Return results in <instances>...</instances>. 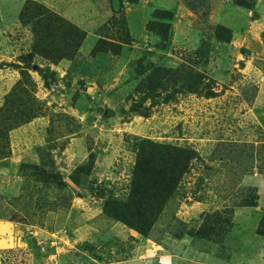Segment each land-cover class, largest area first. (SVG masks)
I'll use <instances>...</instances> for the list:
<instances>
[{
    "label": "rangeland",
    "instance_id": "rangeland-1",
    "mask_svg": "<svg viewBox=\"0 0 264 264\" xmlns=\"http://www.w3.org/2000/svg\"><path fill=\"white\" fill-rule=\"evenodd\" d=\"M206 10L0 0V264H264V170L212 159L264 142V0ZM147 141L192 158L144 233L108 204Z\"/></svg>",
    "mask_w": 264,
    "mask_h": 264
},
{
    "label": "trees",
    "instance_id": "trees-1",
    "mask_svg": "<svg viewBox=\"0 0 264 264\" xmlns=\"http://www.w3.org/2000/svg\"><path fill=\"white\" fill-rule=\"evenodd\" d=\"M236 2L246 7H252L254 0H236ZM193 85H191L193 91H197L198 88ZM229 156L232 158L231 162L242 167L241 175L248 174L246 171L250 166L251 170L255 166L264 170V142L256 144L255 142L221 141L215 148L212 159L224 161ZM191 158L190 149L187 151L169 144L150 141L141 143L131 191L126 198L110 202L108 205L111 210L114 208L115 215L126 224L140 232L147 233L153 225L154 219L156 220V217L161 214L165 204L180 184L182 174L186 172ZM251 161L253 162L251 163ZM35 167L41 169L45 179L60 186L65 185L61 173L55 168H40V165H35ZM238 177L236 174L232 181ZM249 192L253 194L247 195L246 193L245 198L241 199V205L257 208L259 206L257 186H252ZM259 233L264 235L262 230H259Z\"/></svg>",
    "mask_w": 264,
    "mask_h": 264
},
{
    "label": "crops",
    "instance_id": "crops-1",
    "mask_svg": "<svg viewBox=\"0 0 264 264\" xmlns=\"http://www.w3.org/2000/svg\"><path fill=\"white\" fill-rule=\"evenodd\" d=\"M208 1L209 0H185L186 4L194 8L195 11L197 12L204 11V13H207L206 3Z\"/></svg>",
    "mask_w": 264,
    "mask_h": 264
}]
</instances>
